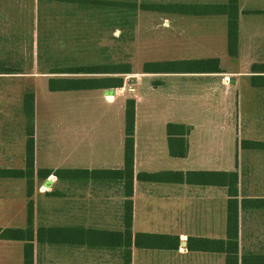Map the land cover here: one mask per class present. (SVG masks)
Wrapping results in <instances>:
<instances>
[{"label":"crops","instance_id":"1","mask_svg":"<svg viewBox=\"0 0 264 264\" xmlns=\"http://www.w3.org/2000/svg\"><path fill=\"white\" fill-rule=\"evenodd\" d=\"M225 2L227 0L165 2L181 3L186 6L184 12L172 13L179 16L184 29L225 25L224 46L227 47L229 57H225L224 62V58L215 52L203 58L217 59L218 70L165 73L135 71L125 74L124 85L113 90H72L75 93L93 91L90 95L103 99L101 102H105L107 106L91 110V121L83 118L89 115L87 112L83 114L82 110L70 107L69 142L60 146L65 149L63 148L62 155L57 158L50 153L55 147L52 146L53 143L47 145L38 142L43 131V120L36 121V109V168L70 170L68 178L60 179L57 175L51 174L41 184L52 186L56 197L64 201L62 208L59 209L60 215L55 216L56 224L53 226L116 231L124 228L127 199L124 182L113 173L90 174L87 170L113 171L124 168L126 100L133 97L136 99V129L131 196L133 233L131 264H226V253L220 251V240L227 238L230 197L228 188L219 184H198L188 181H149L139 176L142 173L161 171H236L239 175L240 200L264 198V147H256L254 143H243L247 139L242 132L246 128L245 131L249 135L246 136L250 141L264 142V138L259 137L264 130L261 127L262 120L252 122L251 125L246 124L244 127L240 119L243 111L239 103L244 94L250 95V98L257 100L255 101L257 113L264 115V0H239V39L236 55L229 53L227 16L195 14L194 11L196 9L194 5ZM204 50L217 51L213 44L206 46ZM158 77H183L190 84L208 85L210 90L203 89V93H207L206 99H212L211 96L215 94L223 100L222 109L228 115V120L224 122L233 129L232 143L220 141L208 143L204 142V139L192 143L190 138L197 125L187 117H175L176 113L170 112L168 107L162 108L163 105H160L158 100L167 94L162 91L156 92L163 87L162 83H165L162 80H154ZM73 94L70 95L72 101L74 97L78 99L77 93L75 96ZM170 122L192 126L188 136V154L185 157L170 154L167 134V124ZM157 132L159 134H156ZM46 150L48 152L45 153ZM212 177L214 178V175ZM66 182L67 189H61V183ZM3 194L1 191L0 211L2 210L4 214L0 215V227H26V205L20 209V217L14 216L13 198ZM259 211H264V204L249 203L244 208L240 207V253L252 257L248 264L254 262L255 255L263 254L253 251L245 253L241 247L244 222ZM16 221H21V226H13L12 223ZM140 233L165 235V238L158 240H164L169 244L174 243V237L178 236L179 246L178 248L138 246L135 241L137 234ZM18 241L22 242L19 247L22 252L14 253L12 246ZM8 242L11 244V251L0 253V264H14L13 260H17L15 264H24V242L0 239V248L5 247ZM38 247L42 250L38 251ZM46 248L45 244H38L34 254L35 264H122L124 260L120 248L78 246L72 243L54 244L52 252Z\"/></svg>","mask_w":264,"mask_h":264},{"label":"rangeland","instance_id":"2","mask_svg":"<svg viewBox=\"0 0 264 264\" xmlns=\"http://www.w3.org/2000/svg\"><path fill=\"white\" fill-rule=\"evenodd\" d=\"M130 1L140 4L170 0ZM116 12L60 0H0V61L21 71L0 74V168L25 167L28 118L23 110V101L27 91H34L36 95V121L43 120L44 132H41L38 142L47 145L53 143L55 147L50 153L56 158L65 149L60 146L69 142L70 107L82 110L83 114L87 112L89 115L83 118L91 121V110L107 106L101 102L103 99L90 95L93 91H78V99L74 97L73 101L70 100L72 93L76 95L73 91H50L48 79L55 76L49 73L51 67L129 62L135 72L142 71L147 61L191 62L215 52L224 58V62L225 57H229L224 46L225 25L191 27L187 30L177 14L140 9L128 17H116ZM117 21H122V25ZM211 44L217 51L204 50ZM154 80L165 82L156 91L167 94L158 100L162 108L168 107L170 112L176 113L175 117H187L197 125L190 138L192 143L203 139L208 143H232L233 129L224 122L228 120V115L222 109L223 100L215 94L211 96L213 101L211 98L206 99L207 93H203V89H209L208 85L190 84L183 77H158ZM255 101L250 95L244 94L239 101L243 111L240 119L244 127L262 120L261 127L264 129V115L255 110ZM245 130L242 132L247 139L244 143H247L250 140ZM261 134L262 137H259L264 138V130ZM45 181L35 180L31 196L34 200L35 228L56 224V217L60 215L59 209L64 202L56 197L52 186L41 185ZM60 188L67 189V182L61 183ZM1 191L3 195L13 198V214L20 217V209L24 205L27 207L30 199L27 181L23 178H0ZM3 214L1 210L0 215ZM12 224L21 226L22 222ZM21 244L19 241L13 244L12 252H22L19 248ZM10 245L8 242L0 248V253H9ZM37 246L36 243V249ZM45 247L52 252L53 246L45 244ZM241 247L245 253H264V211L256 212L244 222ZM39 250L42 248L38 247ZM16 261L13 260V263Z\"/></svg>","mask_w":264,"mask_h":264},{"label":"trees","instance_id":"3","mask_svg":"<svg viewBox=\"0 0 264 264\" xmlns=\"http://www.w3.org/2000/svg\"><path fill=\"white\" fill-rule=\"evenodd\" d=\"M52 1V0H50ZM70 3H80L83 6L90 5L101 10H117L116 17H128L138 10H148L164 13H182L186 6L181 3H158L130 0H60ZM195 14H224L227 16L228 48L231 55L237 54L239 39V0H227L225 3L204 4L195 6ZM111 16V15H110ZM122 25V21H117ZM215 63V65H213ZM217 59H198L194 61H147L143 64L145 73L165 72H197L201 70H218ZM132 64L129 62H101L90 64L56 65L51 67L49 73L55 74L48 79L50 91H72L110 89L122 87L125 74L132 73ZM21 73L19 69L0 61V74ZM23 110L28 118L26 130L25 167L0 168L1 178H23L27 181V225L21 227H0V239L20 240L24 242V264H35L34 254L37 244H75L91 247L120 248L123 254L122 264H131L133 233H132V193L134 180L135 160V129H136V99L129 97L126 100V127H125V165L123 169L113 171H89L90 174L98 172L115 174L124 182L126 193L124 228L120 231L84 228V227H59L34 225V200L31 198L34 192L35 180H45L51 174L60 179L68 178L70 170L67 168L51 169L36 168L35 166V117L36 95L34 91H27L24 95ZM192 126L170 122L167 124L168 144L170 154L175 157H185L188 154V136ZM254 143L256 147H264L263 141H246ZM244 143V142H243ZM214 175V178L212 177ZM140 177L149 181H188L198 184H219L226 186L229 192L227 238L220 240V251L226 253V264H248L252 257L240 253L239 219L240 207L244 208L249 203L264 204V198L239 199L238 182L239 175L236 171H161L154 173H142ZM249 202V203H248ZM165 235L140 233L136 236V245L153 248H178L179 238L175 236V242L165 243ZM252 264H264V253L254 256Z\"/></svg>","mask_w":264,"mask_h":264}]
</instances>
